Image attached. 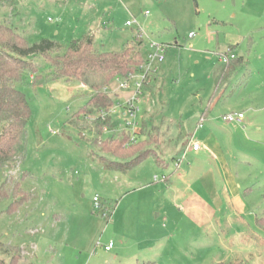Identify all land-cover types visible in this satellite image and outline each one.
Segmentation results:
<instances>
[{"label":"rangeland","instance_id":"obj_1","mask_svg":"<svg viewBox=\"0 0 264 264\" xmlns=\"http://www.w3.org/2000/svg\"><path fill=\"white\" fill-rule=\"evenodd\" d=\"M18 2L16 11L0 8V22L31 43L49 39L67 47L91 28L101 52H118L137 37L144 60L151 44L166 47L150 89L140 95L136 120L141 139L160 136L156 151L164 161L148 159L123 173L104 169L88 155L91 146L99 153L105 139L130 132L123 107L135 81L123 90L114 80L91 104L95 92L79 80L35 87V76L27 74L18 86L31 109L27 151L23 160L6 166L0 185L5 179L12 190L20 182L28 199L15 209H10L12 198L0 202V261L10 262L4 255L10 244L21 251L16 264H264V229L256 222L264 218L260 189L248 199L254 208L240 211L237 203L210 208L191 187L204 171L202 164L183 156L196 138L214 77L225 66L219 57L229 52L228 41L240 45L237 52L248 63L260 58L264 64V0H113L99 16L97 4L88 0ZM35 62L40 75L51 72L44 58ZM250 73L245 67L239 72L222 104H238ZM102 108L116 111L101 133ZM191 163L190 177H183Z\"/></svg>","mask_w":264,"mask_h":264},{"label":"trees","instance_id":"obj_2","mask_svg":"<svg viewBox=\"0 0 264 264\" xmlns=\"http://www.w3.org/2000/svg\"><path fill=\"white\" fill-rule=\"evenodd\" d=\"M193 1L197 4L198 0ZM18 4V0H0V8L10 6L16 11ZM141 47L139 37L126 43L118 52L98 51L92 36L73 41L67 47L49 39L31 43L18 29L0 22V178L6 166L23 160L27 151V126L31 109L26 95L18 89L27 74L35 76V87L60 80H79L95 92L91 100V104H95L97 95L114 80L128 77L144 64L146 60ZM37 58H44L51 65L49 74H39L35 62ZM242 63L243 58L237 56L216 75L217 91L231 81ZM110 122V117L105 122L100 120L97 127H100L101 133L102 127H108ZM71 124H77V120H71ZM142 137V133L137 134L138 140L132 144L131 133L121 131L105 139L99 153L96 146H91L88 155L104 169L115 172H128L148 159L160 165V161H164L156 151L160 136L150 135L149 140ZM9 198L14 199L10 209H15L28 199L20 188V182L10 190L4 179L0 185V202ZM256 222L264 229V218H258ZM4 255L9 258L8 264H16L21 258V251L16 246L5 244ZM0 264L5 263L0 261Z\"/></svg>","mask_w":264,"mask_h":264},{"label":"crops","instance_id":"obj_3","mask_svg":"<svg viewBox=\"0 0 264 264\" xmlns=\"http://www.w3.org/2000/svg\"><path fill=\"white\" fill-rule=\"evenodd\" d=\"M88 1L97 4L94 13L95 16H99L98 14L107 11L113 0ZM132 1L134 0H116L119 4ZM98 4L106 5L100 8ZM90 32L91 28L83 38L88 36L95 38ZM228 43L229 51L243 58V63L231 81L220 91H217L215 77L227 65L216 73L214 91L205 110L199 113L200 118L195 128L196 138L187 144L183 156L196 157L199 160L197 165L202 164L204 168L202 174L191 183V187H196L195 195L202 196V201L208 203L210 208L220 210L226 206L233 207L237 203L239 208H242L240 211H243L247 207H253L248 199L255 191L260 189V195L264 200V64H260V58L248 63V59L245 61L244 56L237 52L240 45L229 41ZM244 67L250 68L251 73L242 85L238 104L235 106L222 104L227 91ZM146 89L149 90V86ZM229 113H244L243 123L240 125L224 123L222 117ZM196 142L200 144L199 151L192 150V144ZM174 162L176 166L181 163L178 159H174ZM163 166L170 168L166 161ZM192 167V163L187 165V170L182 172V176L189 178ZM178 171L181 170L178 168ZM169 175L167 180L170 182Z\"/></svg>","mask_w":264,"mask_h":264},{"label":"built area","instance_id":"obj_4","mask_svg":"<svg viewBox=\"0 0 264 264\" xmlns=\"http://www.w3.org/2000/svg\"><path fill=\"white\" fill-rule=\"evenodd\" d=\"M148 15V13H146ZM49 21L53 22L54 20L49 19ZM60 21V20H57ZM128 26H131L132 24L130 22L127 23ZM190 36H193L190 34ZM152 53L148 56L146 61L143 65L139 67V70L133 74H130L128 77L119 79L117 78V82L120 83V89L123 90H129L132 88L131 81H135V92L127 99L123 110H124V117L127 119V129L131 132V138L130 143H136L137 138V117L140 113L139 103H140V95L142 94V91L145 89L146 86H148L151 83V77L155 75L158 71V66L162 64L165 60V54H166V47L159 44H151ZM237 55L231 51L220 54V61L228 65L232 60L236 59ZM106 91V89L104 90ZM114 107V105H113ZM116 110L109 109L105 111V108H102L99 120L102 122H105L111 115L112 112H115ZM245 115L244 113H229L222 117V121L227 124H242L244 121ZM108 127H105L104 130L106 131ZM192 150L193 151H199L200 150V144L198 142L192 144ZM167 177L163 176L162 181L166 182ZM155 181H158V177H155ZM99 197L94 198V203L97 208H100L99 204ZM114 244L111 242L109 245L106 246L105 250L107 252L111 251Z\"/></svg>","mask_w":264,"mask_h":264}]
</instances>
